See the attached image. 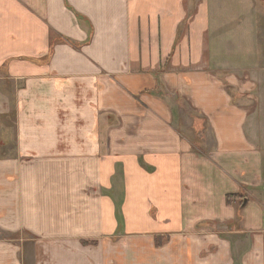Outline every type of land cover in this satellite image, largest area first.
<instances>
[{"label":"crops","instance_id":"crops-1","mask_svg":"<svg viewBox=\"0 0 264 264\" xmlns=\"http://www.w3.org/2000/svg\"><path fill=\"white\" fill-rule=\"evenodd\" d=\"M259 1L0 0V264H264Z\"/></svg>","mask_w":264,"mask_h":264},{"label":"rangeland","instance_id":"rangeland-1","mask_svg":"<svg viewBox=\"0 0 264 264\" xmlns=\"http://www.w3.org/2000/svg\"><path fill=\"white\" fill-rule=\"evenodd\" d=\"M198 1L200 2V0H193L192 4L195 3L194 5H196V3H199ZM232 4H233V0H225V5L228 6V7L226 6L227 8L226 11L229 8L231 9ZM257 7H258V11L256 10L257 11L256 24L258 25V35H256L257 37L255 36L257 39L256 49H253L252 51L240 50V45H239L240 43L238 41V38L237 37L235 38L231 34L232 30L236 26H238V24L234 21H238V20H233L230 18L228 19L227 25L224 28V33L226 31L227 35H217V34L214 35V43H213L214 50L212 51V57H213V63H214V68H213L214 72L222 76L233 75L234 73L233 64L235 61L237 62L240 61L243 64L251 61V63L249 64H251L252 66H248V68L247 67L246 68L250 71L249 74H251L257 80V82H254L255 84L252 83V86H254L252 89H254V91H251V93L253 94L255 91H257L260 96V99L255 100L254 98L251 101L254 104L253 105L254 109L255 107H258L259 114L257 115L258 116L257 121L264 122V0H260L258 2ZM190 11H193V10H190ZM183 30L184 29L181 28L178 34L179 36H181V38L184 36ZM239 54L243 57H246V59L245 60H242V59L235 60L236 55H239ZM169 66H170V61L161 68L160 74L162 76L171 70ZM227 85L228 86L226 87V90L232 96L236 95L234 88L229 86L230 84L228 83ZM175 93H176L175 91L168 90V88H166L163 82L161 83L162 96L165 95L166 97L170 98L172 107L177 108L178 115L176 116L179 119H177L176 121H177L178 130L181 131L182 133H186L188 137L194 139V142L197 145H200V143H202L200 142L201 138L198 136V131H195L194 129L195 127L194 122H200V121H203V119L198 114H196L194 111L190 109L188 102L184 98L180 97L178 93L176 94ZM247 95H249V93ZM241 99H243L241 100L242 103L246 101L245 97L243 96ZM205 138H206V143L208 144V147H211L213 145V141L209 133H206Z\"/></svg>","mask_w":264,"mask_h":264},{"label":"trees","instance_id":"trees-1","mask_svg":"<svg viewBox=\"0 0 264 264\" xmlns=\"http://www.w3.org/2000/svg\"><path fill=\"white\" fill-rule=\"evenodd\" d=\"M232 196H228V202L231 200Z\"/></svg>","mask_w":264,"mask_h":264}]
</instances>
